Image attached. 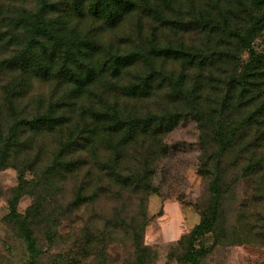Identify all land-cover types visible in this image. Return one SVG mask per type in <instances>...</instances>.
Here are the masks:
<instances>
[{
	"label": "trees",
	"instance_id": "obj_1",
	"mask_svg": "<svg viewBox=\"0 0 264 264\" xmlns=\"http://www.w3.org/2000/svg\"><path fill=\"white\" fill-rule=\"evenodd\" d=\"M10 1L21 4L25 0ZM203 1L196 28L208 36L229 38L228 45H209L207 41L201 48L190 49L171 44L149 49L138 45L124 54L106 51L102 56L97 55L100 46L96 39L71 40L63 33L65 25L60 20L67 16L65 4L75 16L88 15L112 27L130 11L142 7L157 12L174 0H37L35 9L21 8L24 18L15 39L21 48L1 64L42 78L54 74L68 79L57 83L69 84L70 95L97 90L102 104L79 105L75 120L56 111V107L76 105L70 97L52 101L42 114L18 116L16 101L25 81L1 86L10 114L2 113L0 103V170L10 164L18 170V184L8 201L9 215L20 221L31 261L41 254L31 221L43 209L42 193L50 188L62 193L68 181L75 180L78 187L70 203L82 204L89 211L82 235L86 243H92L91 252L96 243L127 238L132 242L134 259L126 264H148V248L143 244L148 224L146 197L151 191L159 193L153 180L157 162L169 154L171 147L164 138L179 124L195 123L201 169L210 176V201L200 212L199 223L184 236L182 264H198L201 249L194 246L197 237L207 233L216 236L223 197L231 185L239 177L257 175L263 169L264 53H256L251 44L257 36H264V0ZM10 6L0 4V12L4 8L3 14L8 16ZM243 50H248L249 60L240 69L236 59ZM168 61H179L180 70L167 68ZM132 62L143 66L134 74V81H109L121 96L134 101L133 109L129 103L118 107L117 101L110 103L103 97L104 91L110 90L102 88L105 81L89 80L103 72L117 76ZM213 64L218 66L212 68ZM7 120L10 123L5 129ZM43 131L58 133V141L51 159L44 167H37L36 159L28 156L34 134ZM25 171L33 173L32 181L24 179ZM230 171L233 175L228 180ZM29 187L34 190L33 204L19 213V198ZM111 198L121 202L114 215L106 218L100 205ZM129 206L138 212L126 213ZM99 219L104 220L102 227L97 225ZM260 236L264 240V232Z\"/></svg>",
	"mask_w": 264,
	"mask_h": 264
},
{
	"label": "rangeland",
	"instance_id": "obj_2",
	"mask_svg": "<svg viewBox=\"0 0 264 264\" xmlns=\"http://www.w3.org/2000/svg\"><path fill=\"white\" fill-rule=\"evenodd\" d=\"M56 1L58 0H48L49 3ZM36 2L37 0H25L19 4L10 0H0L1 5L4 3L12 5L10 6L12 11L8 16L3 14L4 8L0 12L1 110L3 114H10L3 102L1 86L9 81H25L22 94L16 101L18 116L31 117L42 114L52 101L62 98L66 101L64 98L70 97L76 105L71 108L64 105L56 107V111L57 113L61 111L75 120L81 110L79 105L83 107H89L91 104L102 105L97 90L92 94L86 91L79 96L74 93L70 95L72 89L69 84L57 83L69 81L68 79L54 74L42 78L30 71L21 72L1 64V61H8L13 55L18 54L21 48V44L15 42L24 18L21 8L35 9ZM202 6L203 0H174L170 6L158 9L157 12L150 11L148 7L147 12L141 7L123 15L118 23L109 27L102 20L88 15L75 16L68 12L65 4L67 16L62 15L60 23L65 25L63 33L71 40L96 39L100 46L97 50L99 56L106 51L124 54L133 51L138 45L148 49L153 45L165 44L183 46L187 49L201 48L205 41L209 42V45L221 44V47L228 45L229 38L224 36L218 38L214 34L208 36L205 31L200 32L196 28V19ZM9 36H12V39ZM60 45L62 51L63 44ZM251 47L256 53H264L263 34L253 40ZM81 48L83 53L87 52V48ZM237 54L236 64L241 69L249 60V52L243 50ZM55 57L57 58L58 54H55ZM60 63L55 64L54 68ZM217 66L218 64H213L211 67ZM166 67L177 72L181 68V63L168 61ZM142 69V64L132 62L122 67L121 73L117 76L103 72L89 81H105L102 88L110 89L104 91L103 97L106 101L110 103L117 101L118 107L129 103L133 109L134 101L121 96L117 88L109 86L111 84L109 81H121L126 84L127 81H134V74H138ZM9 123L7 120L5 129ZM198 137L199 132L195 123L187 121L185 124H179L164 138V142L171 150L166 157L158 160V168L153 176L159 193L148 192L145 204L148 224L144 229L143 244L148 248L146 252L148 264H182L186 245L182 242L184 236L199 223L200 212L209 204L210 176L204 174L201 169ZM33 141L28 158L36 159L37 167H44L57 146L58 133L39 132L34 134ZM244 163L246 164V161ZM232 175L230 171L228 180ZM18 176L17 168L11 164L0 170V264H126L134 259V248L127 238L110 243H96V250L91 252L92 243H86L82 235L89 211L82 204L70 203L78 186L77 181L69 180L62 193L54 188L42 193L43 209L31 221V230L41 254L31 261L22 236L20 221L9 215L8 201L12 196V189L18 184ZM23 177L30 182L33 173L25 171ZM27 191L19 198L16 207L19 213H24L33 204L34 196L31 191L34 190L29 187ZM263 194L264 167L259 174L239 177L238 181L231 185L223 197L216 236L214 233H207L197 237L194 242L195 248L201 249L198 264H264V240L260 236L264 232ZM120 202L112 198L105 200L100 205L104 216L111 218L119 208ZM138 210L129 206L126 213ZM97 221V225L102 227L104 220Z\"/></svg>",
	"mask_w": 264,
	"mask_h": 264
}]
</instances>
